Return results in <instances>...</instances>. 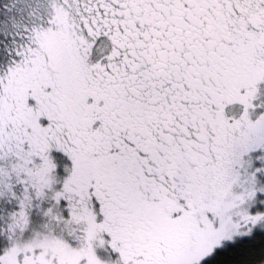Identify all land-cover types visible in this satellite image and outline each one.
Instances as JSON below:
<instances>
[{"label": "snow or ice", "instance_id": "1", "mask_svg": "<svg viewBox=\"0 0 264 264\" xmlns=\"http://www.w3.org/2000/svg\"><path fill=\"white\" fill-rule=\"evenodd\" d=\"M0 264H264V0H0Z\"/></svg>", "mask_w": 264, "mask_h": 264}]
</instances>
